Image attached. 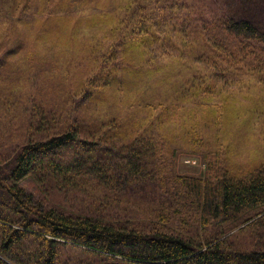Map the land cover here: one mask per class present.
<instances>
[{
	"label": "trees",
	"instance_id": "16d2710c",
	"mask_svg": "<svg viewBox=\"0 0 264 264\" xmlns=\"http://www.w3.org/2000/svg\"><path fill=\"white\" fill-rule=\"evenodd\" d=\"M135 13L136 0H0V264H264V159L210 153L199 177L175 170L186 149L166 129L176 109L203 94L195 113L222 112L209 103L212 83L195 88L205 75L195 58L169 54L176 68L161 67L160 86L139 92L133 81L135 103L112 110L131 83L126 53L142 42ZM214 22L201 44L213 61L196 59L264 83V26ZM93 39L114 64L97 68ZM77 44L91 71L25 89L29 70L53 66L39 59L45 47Z\"/></svg>",
	"mask_w": 264,
	"mask_h": 264
},
{
	"label": "rangeland",
	"instance_id": "374dc122",
	"mask_svg": "<svg viewBox=\"0 0 264 264\" xmlns=\"http://www.w3.org/2000/svg\"><path fill=\"white\" fill-rule=\"evenodd\" d=\"M228 15L245 16L264 26V0H136L134 21L138 22V27L134 35H139L142 42L138 43L141 46L126 53L130 55L131 63L129 70L121 76V78L129 77L127 80L131 83L126 82L128 84L126 90L121 87L119 90L114 89L122 93L119 97H116L112 91L106 92L107 98L116 97L112 110L116 112L121 104L128 108L129 102L135 103L134 97L130 98L126 93L130 87H135L133 81L141 88L139 92L146 88L148 91L155 90L161 82L158 77L161 74L164 75L161 67L168 63L176 68V61L169 54L184 55L192 61L195 58L194 66L202 68L205 74L203 77L196 76L198 85L195 83V88L202 84L200 89L203 90L204 85L212 83L215 88L214 95L219 96H210L209 103L215 112L216 110L222 112L218 119H215V114L195 113L191 108L200 109L196 108L197 104L205 102L206 98L203 94H199L195 101L187 105L188 108L176 109V120L170 118L169 122L174 121L176 125L168 122L166 129L176 130L180 135L179 139L186 147L183 151H177L175 156V170L181 174H192L198 177L203 175L206 156L210 153L219 156L230 154L229 156L241 162L257 157L264 159V83L244 73L245 70H240L238 67L232 68L230 73H223L224 64H219V69L214 73L213 68L204 65L200 59H196L201 57L203 60L207 58L210 62L213 61L214 54L209 50L203 52L204 48L201 44H203L204 36L210 31L209 25L216 26L214 22L216 19ZM213 23L215 25H212ZM97 29L93 26L87 27V36L96 33ZM201 31L204 32L200 35ZM102 37L103 33L100 34V38ZM96 41L91 40V46L95 43L94 48L98 52L92 56L98 57L97 68L114 64L115 60L107 62L110 57L109 51L103 50V46H99ZM169 42H173L175 46L169 47ZM80 49L78 44L73 49H64L59 46L45 47L39 59L46 63H53V66L41 64L40 74L33 71V68L29 70L28 80L23 82L25 89L32 87L36 90V86L40 87L38 85H40L41 77L46 75L47 77L58 76L64 71L67 74L71 71L81 73L85 69L91 71L94 61L86 67L87 63L80 59V54L84 55ZM116 49L119 57L124 56V50L121 47ZM162 52L168 55H163ZM196 54L198 56H195ZM123 58L126 60V57ZM119 64L123 65V62L117 63L118 66ZM47 79L51 82L50 77ZM119 84L120 81L117 82V85ZM162 91L161 88L160 92ZM167 100L170 101V98ZM99 107L100 105L97 104L96 108L99 109ZM125 110L122 109L120 114H123ZM156 112L157 110L154 111ZM10 127H7L9 131ZM140 205L143 204L140 203Z\"/></svg>",
	"mask_w": 264,
	"mask_h": 264
}]
</instances>
